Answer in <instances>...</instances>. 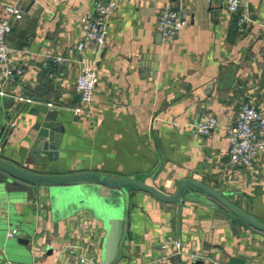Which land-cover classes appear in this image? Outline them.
I'll return each mask as SVG.
<instances>
[{
  "label": "crops",
  "instance_id": "0c3cea01",
  "mask_svg": "<svg viewBox=\"0 0 264 264\" xmlns=\"http://www.w3.org/2000/svg\"><path fill=\"white\" fill-rule=\"evenodd\" d=\"M224 1L118 0L105 45L79 51L81 20L95 0H0V20L10 25L5 43L23 69L0 96L1 157L38 174L142 180L169 196L182 180H194L264 223V151L251 167H234L226 137L243 104L264 117V0H241L252 20L243 30ZM168 4L187 13L188 25L165 41L155 25ZM7 7L22 10L21 19ZM52 56L67 62L53 66ZM83 66L97 71L88 108L74 88ZM2 76L0 66V84ZM41 109L54 111L58 125V151L50 158L37 149ZM212 117L219 126L198 134L196 125ZM127 193L118 264H264V234L233 214L188 198L166 204L139 190ZM3 194L1 218L6 209L13 222L0 235L28 244L17 246V259L0 252V264H101L106 228L90 211L59 219L46 191L35 200ZM194 253L201 257L191 259Z\"/></svg>",
  "mask_w": 264,
  "mask_h": 264
},
{
  "label": "water",
  "instance_id": "95a60500",
  "mask_svg": "<svg viewBox=\"0 0 264 264\" xmlns=\"http://www.w3.org/2000/svg\"><path fill=\"white\" fill-rule=\"evenodd\" d=\"M45 116V122L39 124L37 149L42 155L50 158V153H56L58 141L54 138V130L58 127L55 123V112L41 109ZM100 189L110 191V196H102ZM127 189L144 192L154 199L172 204L183 198L199 203L205 207L219 209L233 214L240 222L250 229L264 234V223L257 221L231 202L223 194L194 180H182L174 195H165L142 180L129 178H113L98 173H73L66 175L38 174L6 161L0 155V202L4 199V192L24 194L28 200H35L36 194L46 191L48 194L51 210L56 218L71 216L78 210H88L106 228V236L102 244L101 264H118L119 248L123 239L124 219L126 215L125 196ZM187 189L194 191L193 194L184 195ZM118 196H120L118 198ZM124 199H123V197ZM5 212L0 215V234L6 231L12 224L11 215ZM14 235H16L14 233ZM18 244V245H17ZM27 240L17 239L16 246L3 241L0 235V252L6 260L21 257L17 246H25ZM3 256L0 254V259ZM231 264L235 260L230 261Z\"/></svg>",
  "mask_w": 264,
  "mask_h": 264
},
{
  "label": "built area",
  "instance_id": "2783aa9c",
  "mask_svg": "<svg viewBox=\"0 0 264 264\" xmlns=\"http://www.w3.org/2000/svg\"><path fill=\"white\" fill-rule=\"evenodd\" d=\"M180 1V0H176ZM118 0H95L93 12L83 16L81 20L82 39L77 49L82 51L86 46L99 49L106 43L108 31V19L115 12ZM228 14L236 16V27L243 30L252 23L251 12L247 3L241 0L224 1ZM6 14L16 20L21 19L22 10L7 7ZM188 25L187 13L180 7L168 4L156 17V31L163 40L170 41L175 38ZM10 32L7 20H0V66L3 76L0 84V96L6 97L5 89L12 85L23 74V69L13 58V50L5 43V37ZM53 66L66 64V59L60 56L49 57ZM97 84V71L93 67L83 66L77 78L74 88L79 96L83 108H88L93 101V94ZM263 114L250 104H243L236 116L226 125V137L228 141V159L234 167H251L257 157L264 151V117ZM219 126L216 118H209L196 125V131L202 136H208ZM14 127L10 124L9 128ZM14 231L8 236L12 237ZM179 250V244H175ZM199 253L190 255L191 259L200 258ZM83 264H90L84 262ZM209 264H218L210 261Z\"/></svg>",
  "mask_w": 264,
  "mask_h": 264
}]
</instances>
